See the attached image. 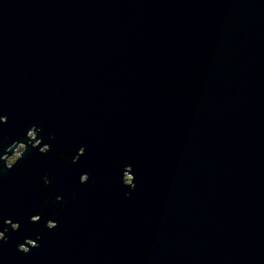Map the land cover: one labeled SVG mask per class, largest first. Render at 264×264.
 Instances as JSON below:
<instances>
[{
    "label": "water",
    "instance_id": "1",
    "mask_svg": "<svg viewBox=\"0 0 264 264\" xmlns=\"http://www.w3.org/2000/svg\"><path fill=\"white\" fill-rule=\"evenodd\" d=\"M0 235V264H264V0H0Z\"/></svg>",
    "mask_w": 264,
    "mask_h": 264
},
{
    "label": "rangeland",
    "instance_id": "2",
    "mask_svg": "<svg viewBox=\"0 0 264 264\" xmlns=\"http://www.w3.org/2000/svg\"><path fill=\"white\" fill-rule=\"evenodd\" d=\"M30 135H32V132H30ZM21 148H22V144L18 145L15 148L13 154H11L10 156H8V155L5 156V158L8 160V162L14 163L20 157V155H21ZM127 179L129 181V174L127 175ZM0 237H1V235H0Z\"/></svg>",
    "mask_w": 264,
    "mask_h": 264
},
{
    "label": "bare ground",
    "instance_id": "3",
    "mask_svg": "<svg viewBox=\"0 0 264 264\" xmlns=\"http://www.w3.org/2000/svg\"><path fill=\"white\" fill-rule=\"evenodd\" d=\"M29 139H31L30 133H29ZM34 139V138H33ZM15 150V149H14Z\"/></svg>",
    "mask_w": 264,
    "mask_h": 264
},
{
    "label": "flooded vegetation",
    "instance_id": "4",
    "mask_svg": "<svg viewBox=\"0 0 264 264\" xmlns=\"http://www.w3.org/2000/svg\"><path fill=\"white\" fill-rule=\"evenodd\" d=\"M31 136V139H33V135H30Z\"/></svg>",
    "mask_w": 264,
    "mask_h": 264
}]
</instances>
